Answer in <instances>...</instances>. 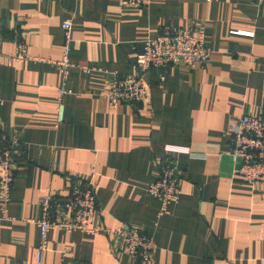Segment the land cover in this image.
<instances>
[{
  "label": "crops",
  "instance_id": "crops-1",
  "mask_svg": "<svg viewBox=\"0 0 264 264\" xmlns=\"http://www.w3.org/2000/svg\"><path fill=\"white\" fill-rule=\"evenodd\" d=\"M66 19L75 67L64 83ZM195 27L211 51L205 69H153L149 105L109 104V79L138 73L146 41ZM17 41L36 60H10ZM0 52V142L18 146L11 217L0 209V264H36L40 200L49 189L67 194L74 179L93 182L91 224L109 232L52 230L44 264H264V183L237 173L230 133L243 116L264 115V0H0ZM166 159L180 197L161 214L149 189ZM123 227L152 235L151 261L122 250L114 232Z\"/></svg>",
  "mask_w": 264,
  "mask_h": 264
},
{
  "label": "built area",
  "instance_id": "built-area-1",
  "mask_svg": "<svg viewBox=\"0 0 264 264\" xmlns=\"http://www.w3.org/2000/svg\"><path fill=\"white\" fill-rule=\"evenodd\" d=\"M46 1V0H41ZM122 6L140 8L148 0H118ZM66 39L65 55L57 62L62 71L64 83L75 67L70 61L69 43L73 23L66 19L63 24ZM1 54V52H0ZM33 60L27 44L17 41L16 52L10 60ZM211 59L204 32L198 28H169L162 35L148 40L136 60V75L113 74L107 84L105 96L112 107L122 103L144 107L151 103V91L147 81L150 71L156 68L185 64L189 68L205 69ZM36 60V59H34ZM69 92L65 85L60 89L59 120L63 116V97ZM233 153L238 161L237 173L252 186L264 183V115L243 116L230 130ZM17 140L0 142V209L4 218H10V191L15 179V155ZM168 153H182L188 150L169 146ZM160 177L149 189V193L162 199L161 214L169 212L171 205L179 201L178 172L176 164L166 159L159 164ZM98 210L95 188L91 180L74 179L67 186V194L59 195L49 189L39 203V216L34 222L39 226L41 241L37 250L36 264H44L48 250L49 234L58 229L67 233L83 232L97 235L108 233L102 225L92 226L91 218ZM122 242V250L142 263L151 261L156 252L152 235L140 229L123 227L114 232ZM67 250H64L66 253Z\"/></svg>",
  "mask_w": 264,
  "mask_h": 264
}]
</instances>
